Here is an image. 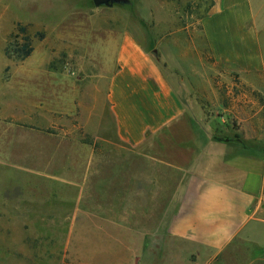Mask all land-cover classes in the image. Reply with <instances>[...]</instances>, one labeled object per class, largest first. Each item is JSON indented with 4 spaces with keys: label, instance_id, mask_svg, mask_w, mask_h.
I'll use <instances>...</instances> for the list:
<instances>
[{
    "label": "rangeland",
    "instance_id": "rangeland-1",
    "mask_svg": "<svg viewBox=\"0 0 264 264\" xmlns=\"http://www.w3.org/2000/svg\"><path fill=\"white\" fill-rule=\"evenodd\" d=\"M130 1L0 0V65H8L0 77V264H166L190 249L164 234L155 244L138 228L151 198L136 197L127 180L134 149L116 132L108 79L119 59L132 61L126 39L177 90L181 78L166 65H199L204 55L207 65L227 64L199 42L211 0ZM18 26L33 47L25 59L4 54ZM10 68H19L14 77ZM223 72L212 86L191 84L181 93L192 95L189 109L204 112L196 120L213 141L258 149L262 91ZM213 88L218 101L209 99Z\"/></svg>",
    "mask_w": 264,
    "mask_h": 264
},
{
    "label": "crops",
    "instance_id": "crops-1",
    "mask_svg": "<svg viewBox=\"0 0 264 264\" xmlns=\"http://www.w3.org/2000/svg\"><path fill=\"white\" fill-rule=\"evenodd\" d=\"M198 32L215 62L227 65H207L205 55L199 65H166L181 87L212 86L224 69L261 89L264 100V0H211ZM125 44L134 48L132 61L115 63L106 98L118 136L132 140L135 164L127 180L136 197L151 198L138 228L150 231L155 244L164 234L190 245L166 264H264V145L213 141L196 120L204 112L189 109L192 95L168 83L158 65L140 61L132 42ZM7 66L0 65V77ZM17 69L10 68L12 77ZM216 90H209L210 101H218Z\"/></svg>",
    "mask_w": 264,
    "mask_h": 264
},
{
    "label": "trees",
    "instance_id": "trees-1",
    "mask_svg": "<svg viewBox=\"0 0 264 264\" xmlns=\"http://www.w3.org/2000/svg\"><path fill=\"white\" fill-rule=\"evenodd\" d=\"M19 34H21V41L15 39L18 37ZM11 37L13 38V40L9 41L6 44L4 48V54L7 57L14 56L19 59L27 58L31 54L33 47L31 46L30 38L25 34V28L23 26H18L17 32L12 33ZM181 89L182 88H180V92ZM180 92L179 94H181ZM180 99L182 100L183 103L184 102L183 97L181 98L180 96Z\"/></svg>",
    "mask_w": 264,
    "mask_h": 264
},
{
    "label": "water",
    "instance_id": "water-1",
    "mask_svg": "<svg viewBox=\"0 0 264 264\" xmlns=\"http://www.w3.org/2000/svg\"><path fill=\"white\" fill-rule=\"evenodd\" d=\"M92 3L95 7L99 6H111L113 4H119L122 6L130 5V0H92Z\"/></svg>",
    "mask_w": 264,
    "mask_h": 264
}]
</instances>
